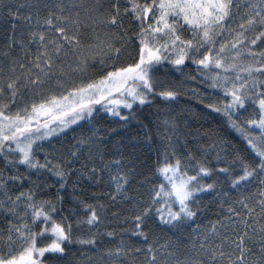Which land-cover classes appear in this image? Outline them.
Here are the masks:
<instances>
[{
	"label": "snow or ice",
	"instance_id": "6c2138e0",
	"mask_svg": "<svg viewBox=\"0 0 264 264\" xmlns=\"http://www.w3.org/2000/svg\"><path fill=\"white\" fill-rule=\"evenodd\" d=\"M0 264H264V0H0Z\"/></svg>",
	"mask_w": 264,
	"mask_h": 264
},
{
	"label": "trees",
	"instance_id": "16d2710c",
	"mask_svg": "<svg viewBox=\"0 0 264 264\" xmlns=\"http://www.w3.org/2000/svg\"><path fill=\"white\" fill-rule=\"evenodd\" d=\"M167 79L169 80V82H172L174 86L180 88L181 92L190 91L188 85L192 84L191 80L184 81L183 77H181L180 80H176V81H173L172 77H167ZM199 107L200 106L197 105L193 99H190L182 95L180 97V103L175 104L173 107L169 109H162L161 116L163 117L164 111H168L172 117L179 119L180 128L182 130H186L187 132H191L195 134L197 129H199L201 132L204 131V129L201 128V123L204 122L197 121L193 117L195 110L198 109ZM152 111L155 114V109H153ZM134 123L135 122H133V124ZM186 125H190V127L185 128ZM96 126L99 127L102 130V134L105 135V144H102L101 148L106 152H114L116 150V145L120 140H122L125 136H131L136 133L135 127L129 126L127 131H125L123 128L120 127L119 123H111V118H108V120L105 121H100ZM212 128H216V124L213 123ZM112 129H117L119 134H114ZM79 134H80L79 132L71 133L69 134L67 139L65 141H62L61 143L67 145V141L72 140L73 135L79 136ZM108 136H111V140L107 139ZM187 139L191 141L192 136H188ZM184 140L185 137L180 136L181 146H183ZM204 140L207 142V137H204ZM72 142L75 143V141ZM56 146L57 148H59L60 143H57ZM149 164L153 168H155L157 164V158L154 152L151 154V160L149 161ZM85 194L91 197L92 195L91 189H88ZM201 203L203 209H207V211L202 210L201 220L203 224H208L209 219L215 220L216 212L218 211V208L216 205L210 203V199L203 200ZM129 224H131V221H129ZM127 228L128 225L124 224L122 219L119 222H117V220L112 216L111 211L106 212L105 220L101 225H99V230L101 232L114 230L116 232V237L111 244L105 245V247L115 248L117 245H119L121 243L122 234H123L124 242L129 246H131L133 250L136 247H141V246L147 247V245H145L142 240H137L136 237H131L129 233L125 232L124 230ZM168 238L169 237L166 234L160 232H156V234L152 237L153 240L159 239L161 243L166 242ZM77 255L79 254L77 253Z\"/></svg>",
	"mask_w": 264,
	"mask_h": 264
}]
</instances>
